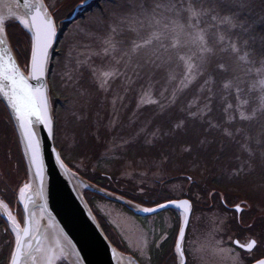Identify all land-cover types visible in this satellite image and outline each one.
I'll list each match as a JSON object with an SVG mask.
<instances>
[{
  "label": "rangeland",
  "instance_id": "1",
  "mask_svg": "<svg viewBox=\"0 0 264 264\" xmlns=\"http://www.w3.org/2000/svg\"><path fill=\"white\" fill-rule=\"evenodd\" d=\"M101 5H105L104 9L106 10V7H108L106 6L107 0H103ZM104 9L103 11H105ZM103 11L100 7L96 8L93 12L99 13ZM90 14L86 18L71 25L62 36L60 44L62 46V53L64 54V57L62 63H59V65H56L54 68V74L57 76V80L62 82L63 85L62 75L66 71L65 66L75 67L77 59L87 60V65L81 67L82 72L83 70H89L92 73L91 69H96L100 72L115 67L121 74L115 79L109 78L107 91L100 88L99 83L95 80L93 75L89 80V83L91 87H94V89H89L83 84V81L85 82L84 78H87L83 75L81 80L82 87L80 91H86V95L83 97L76 95L71 98L69 101L71 104L69 106L74 105V108L72 111L68 110V114L70 116L66 115L68 107L64 109L63 119H68L73 116L77 121H79L85 119L88 116L89 111H91L92 114L94 113L95 116L93 119L94 126L92 133L98 140L97 146L96 148L87 146L85 148L84 155L79 156L75 159V161L73 160L75 168H77V170L81 173L90 174L91 176L92 173H94L93 171H95L96 166L100 165V168H103L102 172L114 176V182H107L109 189L126 190L131 191L132 193H135V191L140 193H154L155 191H158L161 183L174 177V174L176 175L181 172L189 175L192 172L193 179L197 181L196 183L199 186H196L193 189V194L191 195L196 198L195 202L207 207L211 204L210 194L208 195L211 188L209 189V187L206 186L205 181L212 178V175H219L222 176V178L230 177V174L235 171L230 165L225 167L222 161L221 164L216 161L207 162L199 154H194V151L190 149V147L187 148L189 149V152L185 153L187 158L185 163L175 161L178 156H183L184 152L182 149L185 146L178 148L176 153H170L169 156L172 154L171 159H168V156L164 155L161 156L160 159H149L147 161L145 160L148 159L146 156L151 155V153H148L149 150L147 149L145 153V151L142 150L143 148L140 149V145L139 147H137V145L136 147H131L129 142L136 140V143H138V141L142 140L144 143L146 141L150 145L154 146L153 140L157 139L159 136L158 125L151 127L150 122L166 111H169L170 113L175 107H179V110L187 111L191 116L200 115L199 117H203L209 113L210 106H212L213 102L217 100L225 102V107L227 108L229 104H232L230 101V94L233 93L236 99L237 92L235 87L224 89V83L231 80L233 84H239L240 87L241 81L235 78L230 79L225 77L226 79L224 78V80H221L220 88L216 87L218 82H216L217 77L215 75V71L221 72L220 69L216 68L214 71H204L203 75L196 76L191 83H188L187 86L184 87L181 83L184 72L183 62L178 59L177 54L191 55L197 51V48L191 43L190 36L183 35L180 37V45L177 48H170L168 52L161 51L160 53V55L164 58L171 56V63L164 64L159 68H152L147 71H143L139 76H137L133 73L131 68L125 67L123 60H129L130 62L143 61L146 57L153 55L155 49H142L137 55L125 56L124 53L131 47V43L129 41L127 47L121 49V46L118 44L117 51L113 52L110 56H103L101 34H85L80 31V26L90 16ZM242 15L251 16L252 19L256 21L255 28L256 32L259 34L260 31H263L264 29V19H262V16H264V0H252L251 11L244 12ZM9 23L10 22L5 21V25H8ZM208 23H211V21ZM207 26V24L201 25L202 28H207ZM12 32H15V36H13L14 40L16 42L19 41V52L11 40ZM25 35L14 29L11 30V27H8L6 31L7 39L11 45L13 44L12 48L20 67L24 71H27L30 60L31 39L29 35ZM127 35L133 36L134 34L128 33ZM206 39L209 40V43H212V38L210 36H206ZM170 43L171 39L165 41L166 45H170ZM185 44H188V46L185 47ZM92 52H98L100 55H92ZM113 56L116 58L123 57L121 64H115ZM220 57L221 56H217L214 58V66L216 60L222 59ZM133 66H135L134 63ZM170 72L174 74V79L170 78ZM222 73L225 74L224 72ZM252 75L256 79L254 71ZM129 77H131L130 80L128 79ZM205 80H208L209 83L205 84ZM254 80H252V82H254ZM194 84L199 87H195ZM191 86H193V88L195 87L192 91L193 94L191 96L184 97V93H186ZM240 88L242 89V87ZM209 89H211V91H209ZM62 90L72 93L70 89H66L64 86H62ZM95 98L96 101L94 100ZM240 98L241 100L248 101V103L244 104L240 110L244 111L245 115L250 114L251 111L248 97L241 92ZM152 101H155V103ZM238 104L239 101L236 99V105H234L233 108L235 110L236 117L240 121V123L237 124V129H243V132H246L243 123L250 121H242L240 119L239 112L236 111V106ZM83 106L86 107V111H88V113H83L82 110L80 111ZM2 110L3 105L0 101V211H6L9 216V211H13L11 208L12 206L9 207L7 203H4L5 201L2 200V196L5 199H8L10 187L18 182L17 184L19 186L16 188V193L17 200L19 202L20 190L27 184L28 175L26 169H21L17 156V150H15L14 147L16 140L13 135V131L15 135L16 132L12 121L9 117H5ZM225 113L227 115V121H229V116L233 117L231 121L235 120L233 110L228 109ZM68 121L69 120H67V122L62 121L60 124L58 123L59 139L61 143L65 144L63 148L64 151H66L65 154L67 158L70 157V148L74 147L75 141L77 140L76 133L73 131L75 129H70ZM182 122H184L183 119H179V124H182ZM226 130L234 133V136H232L233 138H237V135L239 134L240 137L243 135V132L237 133L236 130ZM244 137L245 135L241 137V140L238 138L239 142H237L240 149L241 144L244 143ZM16 144H18V141ZM256 146L257 147H253V145H251V148L255 153L254 157H250L251 159H241L238 154L236 156L240 159H235L236 161L234 162H238L237 165L242 167V171L246 173L252 172L253 169V173L259 177V175H264V146H261L260 149V145L256 144ZM202 147L203 146H199L196 147V149ZM97 148L101 149L98 156L95 155V150ZM142 151L145 154H142ZM128 153L130 156H128ZM244 153L248 154L245 151ZM216 159L221 160L219 153ZM169 165L173 166L170 167ZM193 169L198 172L195 173ZM169 170L173 171L170 172ZM208 174L212 175L209 176ZM187 188L188 183L186 179L172 180L161 185V191L159 194H164L165 197L175 199L186 198V196L183 197L182 195L184 193L186 195L188 190ZM202 190L205 194H202ZM228 190L230 191L229 193L235 196L237 195L240 198L251 196L253 201L258 205L264 202V182L259 183L257 180H254L240 189L234 190L230 188ZM80 192L87 204H89L88 200L92 199L94 196L100 198H94L93 205L89 204V206H91V210L93 209L96 219L100 225L101 221H105L107 223L108 230L106 231V234L111 243L121 253L132 256L135 260L137 259L139 264H141L140 260L146 261V253H148V247L152 241L151 233L146 231L142 227L141 223L136 220L132 214L125 212L120 207V203L106 199L86 187H80ZM200 193L202 196H200ZM240 201L246 202L247 200L240 199ZM138 205L144 206L142 204ZM169 216H171L170 213H165L164 219L167 228L168 225L169 228H174L176 226L179 228L180 222L178 224V221L181 217L180 213H178L177 216L179 219L174 217V220H171L172 218ZM156 219H158V217H151L147 220L148 228L153 227ZM16 224L19 226L22 225L18 220H16ZM213 231L214 227L209 225L205 233L202 231H193V233L190 234L191 237L189 238L188 244L189 249L191 250L193 264H196L195 260H198V264H235V262H237L236 258L242 257L231 250V248L221 245L222 243H217L216 240L218 237L214 238L215 235L213 236ZM13 234L16 239L14 232ZM176 236L177 235H175V239ZM192 236H194V238L190 241ZM174 252V249H172V252H170V255H172L171 257L168 256L161 258L162 260H167L162 262L160 259L161 264H169L171 262L170 260H172L171 258L174 257ZM54 264L70 263L63 256H59L55 260Z\"/></svg>",
  "mask_w": 264,
  "mask_h": 264
},
{
  "label": "snow or ice",
  "instance_id": "2",
  "mask_svg": "<svg viewBox=\"0 0 264 264\" xmlns=\"http://www.w3.org/2000/svg\"><path fill=\"white\" fill-rule=\"evenodd\" d=\"M110 5L105 11L91 13L90 16L80 26V31L85 34L100 33L102 42L103 56H110L117 51V45L121 49L127 47L129 41L130 49L124 53L125 56L137 55L140 50L154 48L153 55L146 57L143 61L130 62L123 60V57L113 56L115 64H121L122 60L126 68H131L137 76L141 72L152 68H159L164 64L172 62V57L164 58L160 55L161 51L168 52L169 49H175L180 45V37L190 36L191 43L197 48V51L191 55L177 54L180 61L183 62V79L181 81L184 87L198 75H203L204 71L220 69L227 73L228 65L223 59L216 60L215 66L213 60L217 56H226L228 59L236 62L237 66L243 67L246 76L256 74V79L252 84L253 89H259L261 93V103L254 107L250 114L245 115L240 108L247 104V100H241L240 93L243 91L239 84H233L231 80L225 82L224 89L235 87L239 104L236 111L239 112L242 121H253L264 115V33H257L256 21L251 16L242 15L244 12L251 11L252 0H108ZM24 7L28 9L26 16L32 17L31 24L27 20L21 19L20 24L24 25L31 32V72L33 75H43L45 71V62L48 59V50L52 47V40L56 36V26L52 18L45 12L42 16H33L32 10L35 5L25 3ZM77 7L87 11L92 6L87 0H79ZM264 19V16H262ZM211 21V23H208ZM202 24H207V28H202ZM6 28L4 18L0 17V32ZM128 33L134 34L128 36ZM206 36L212 38V43L206 39ZM171 39L170 45L165 41ZM260 48L257 50L256 45ZM3 44V41H0ZM185 47L188 44L184 45ZM92 55H100L98 52H92ZM82 55V53H81ZM195 58V62H194ZM133 63L135 66H133ZM87 65V60H76L75 67H66L62 75L63 86L70 89L79 97L86 95V91H80L81 80L84 73L81 67ZM92 75L99 83L102 90L107 91L109 78L115 79L120 75V71L112 67L109 70L98 72L91 69ZM235 76V73H234ZM170 78L175 76L170 72ZM129 80L131 77L128 78ZM235 79H241L235 76ZM209 81L205 80V84ZM211 91V89H209ZM0 93L7 99L8 105L15 114L19 122L21 134L26 142V154H30V163L37 168L39 175L42 167L39 157V142L36 140V134L33 129L31 117L43 123L51 133L52 122L47 116L48 102L41 95L40 102H37L27 81L17 69L11 55L0 54ZM155 103V101H152ZM229 104L225 109H232ZM233 117L229 116V121ZM241 133L243 129H237ZM226 135L234 136V133L226 130ZM252 143L264 146V128L255 136L245 133L244 143L241 144V150L254 157L255 153L251 148ZM29 185H25V188ZM21 194L24 189L22 188ZM176 207L183 208L186 212L190 211V204L187 200L174 202ZM159 208L166 205L160 204ZM144 212H155L157 209L144 208ZM239 211V206H237ZM9 219L12 220V231L15 233V249L11 253L10 264H24L27 259H32L35 264V258L32 256L30 232L28 228L20 229L14 218L9 213ZM184 229L181 228L180 237L183 238ZM258 241L251 240L244 247L251 254L257 247ZM177 253L182 258L183 251L181 243L176 244ZM36 251H40L39 248ZM54 256L47 258V264H54ZM237 264H243L242 258L237 257ZM256 264H264V258H257Z\"/></svg>",
  "mask_w": 264,
  "mask_h": 264
},
{
  "label": "trees",
  "instance_id": "3",
  "mask_svg": "<svg viewBox=\"0 0 264 264\" xmlns=\"http://www.w3.org/2000/svg\"><path fill=\"white\" fill-rule=\"evenodd\" d=\"M101 4L97 8L101 7L103 11V9L105 8V5H101ZM106 6L108 7L110 6L108 4V0H107ZM9 27H11V30L14 29L24 35L26 34L24 30L17 24L10 25ZM260 33H264V29L263 31H260ZM11 35H10L11 40L13 41V44L15 45V47L18 49V52H19V48H18L19 41L16 42L13 38V36H15V32H12ZM61 40L62 38L57 39L56 47L53 52L52 61L50 64L48 80H49V95H50V99L52 103L53 115H54V120H55L54 142H55V146L60 152V156L62 160L64 161V163L70 169L74 170L80 176L87 179L89 182L95 184L96 186L103 188L105 190H109L112 193H115L135 203L142 204L148 207L156 206L163 202L175 199V198L165 197L164 194L162 195L159 194L161 191V185H163V183H167L172 180L186 179L188 183V188H187L188 190H187L186 195L184 193L182 196L183 197L186 196V198L187 197L190 198L195 205L198 204L197 202H195L196 198L191 195L193 194V189L196 186H199L196 183L197 181L193 179L192 172L189 175L187 173L183 174L181 172H179L176 175L174 174V177L168 180H165L163 183H161L159 185L160 188L158 189V191H155L154 193L153 192L140 193L136 191L135 193H132L131 191H126V190L109 189L107 182L108 181L114 182V176L111 174L102 172L103 168H100V165L96 166V169L95 171H93L94 173H92L91 176L90 174L81 173L80 171L77 170V168H75L73 164L75 159H77L79 156L84 155L85 148L87 146L96 148L98 140L96 137H94L92 133L93 126H94L93 119L95 117L94 113L92 114L91 111H89L88 113V111H86L85 106L81 107L80 109V111L82 110L83 113L84 112L88 113V116L85 119L77 121L73 116L68 119H63V114H64L63 112H64V109H66V107H68L67 111L73 110L74 105L69 106L71 104L69 101L71 100L72 97H75L76 94L73 92L69 93V92L63 91L62 82H59V80H57L58 79L57 76L54 74V71H55L54 68L56 67V65H59V63H62L63 57H64V54L62 53V46L60 44ZM256 48L257 50H259L260 48V45L258 43L256 45ZM220 58H222L224 62L228 65V71L225 74L219 71H215V75L217 77L216 82H218L216 87L220 88L221 80H224L225 77L230 78V79L235 78V76L240 77L241 78L239 79L241 81L240 87H242L243 89L242 91L243 94H245L248 97L249 103H250L249 104L250 111H252L253 107L259 106L260 99H261L259 90L252 88V84H253L252 80H254L255 77L253 75L246 76L244 73L243 67L237 66L236 62L228 59L226 56L222 57L221 55ZM83 72H84V77H87L84 79L88 85L84 81H83V84L87 86L89 89H94V87H91L89 83V80L92 77V73L89 70L88 71L83 70ZM234 73H235V76H234ZM194 85L195 87H199L196 84ZM193 86L189 87L187 92L184 93V97L191 96L193 94L192 91L195 89V87L193 88ZM94 100L96 101V98ZM230 101L233 106L236 105V99L233 93L230 94ZM225 106H226V103L221 100L214 101L213 105L210 106V112L207 113L203 117H199L200 115L191 116L188 114L187 111H182V110H179V107L178 108L175 107L174 109L171 110L170 113L169 111H166L159 117L157 116L152 122H150L151 127L158 125L159 136L157 137V139L153 140L154 146L150 145L146 141L144 143V141L142 140L138 141V143H136V140H132L129 142V144L131 147L132 146L136 147V145L137 147H139L140 145V149L143 148L142 150H144L145 153H146V150L148 149L149 150L148 153H151V155L146 156L148 159H145V160L147 161L149 159H152V160H156L157 158L160 159L161 156H164V155L168 156V159H171L172 154L169 156L170 153H176V150L178 148H180L181 146H185L182 149L184 152L183 156L182 155L178 156L177 160L175 161L185 163L187 159L185 153L189 152V149L187 148L190 147V149L194 151V154L196 153L199 154L207 162L216 161L221 164V161H222L225 167L230 165L235 170L233 173L230 174V177L222 178V176H219V175L213 176L212 174H208L209 176L212 175V178L205 181L206 186L209 187V189L211 188L210 189L211 191L208 193L210 194V197H211V194L219 192V191L220 192L221 191L230 192L228 190L230 188L234 190L240 189L241 187L251 183L254 180H257V182L262 183L264 182V175L263 176L259 175V177H257L253 173L254 172L253 169H252V172L246 173L242 171V167L237 165L238 162L235 163L234 161H236L235 159H238L239 157L241 159H244V158L251 159L248 154L244 153V151L240 149L238 142L239 140H241V137L245 135V133L250 134L251 136H255L262 128H264V115L259 116V118L256 120H253L247 123L245 122L246 124L243 123L246 132H243V135H241V137L239 134L237 135L238 136L237 138H233V137H229L228 135H226L225 131L226 129H231L235 131L237 129V124H239L240 121L236 117L234 108H232L231 110H233L235 120L231 122L227 121L226 120L227 115L224 111L226 108ZM69 111L66 114L67 116H70L68 114ZM2 112L4 113L6 118L9 117L4 108ZM179 119H183L184 122H182V124H179ZM67 120H69L68 125L70 129L71 130L75 129L73 131L76 133V136H77L76 137L77 140L75 141L74 147L70 148L71 153L69 152L70 157L68 158L66 157V154H65L66 151H64V148H63L65 144L61 143L59 139V126H58V123L60 124L62 121L67 122ZM13 135L17 143V137L14 131H13ZM137 140H140V139H137ZM16 143H14L15 144L14 147H15V150H17L18 160L21 165V169L25 170L23 158H22L20 149L17 146L18 144ZM252 145L253 147L254 146L257 147L256 143ZM199 146H203V147L196 149V147H199ZM260 148L261 146L259 147V149ZM100 150H101L100 148H97L95 150L96 156H98V154L100 153ZM145 153L142 151V154H145ZM218 153H219L221 160L216 159V157L218 156ZM238 154L240 156L237 158L236 155ZM128 156H130V154ZM169 166L172 167L173 165H169ZM169 171L172 172L173 170H169ZM193 171L195 173L198 172L197 170H194V169ZM191 178H192V182H191ZM202 194H205L204 191ZM202 194L200 193V196H202ZM94 198H98V197L94 196L92 199L88 200L89 204L93 205ZM120 207L128 214H132L131 211H129L126 207H123L122 205H120ZM170 211H164V212H161L155 215V217H158V219H156L153 227L151 228H148V224H147V220L151 217L139 218V217L134 216L136 220H138L141 223L142 227L146 231L150 232L152 235V241H151L152 244L150 243L149 250H150L151 257L154 260V263L158 260L159 257L161 258L164 254H166L168 250H172L173 245H174V238H175L174 232L175 231L174 229L170 230L169 228L165 227V219H164L165 213H170L171 215ZM101 227L103 231L106 233V231L108 230V226L105 221H101ZM163 234H167V241L162 244L160 253H157L155 250V243H156V240Z\"/></svg>",
  "mask_w": 264,
  "mask_h": 264
},
{
  "label": "water",
  "instance_id": "4",
  "mask_svg": "<svg viewBox=\"0 0 264 264\" xmlns=\"http://www.w3.org/2000/svg\"><path fill=\"white\" fill-rule=\"evenodd\" d=\"M90 1L91 0H88L87 2ZM25 3L35 5L40 9V11L37 12L35 8H33V16L39 17L45 12H47L52 19L53 16L47 8L44 0H0L2 8L9 11V16H3L5 13H2L4 22L8 21L12 24L16 23L31 39V32L19 22L21 19L27 20L29 24L32 22V17L25 15L28 11V9L24 7ZM74 16L75 15H73L69 21L73 19ZM55 26L57 29L56 36L52 40V47L48 50V59L45 62V71L43 75L32 74L31 52L28 69L27 71H24L15 57L11 44L7 39L6 31L0 32V41H3V44H0V54L6 52L11 55L13 62L27 81L28 86L32 90L38 103L40 102L41 95L47 99V116L52 122V130L50 133L43 123L36 121L35 117H31L36 140L39 142V157L42 164L38 175L37 168L29 162L30 154H26V142L21 134L19 122L16 120L15 114L9 107L7 99L2 93H0V99L6 107L15 127L27 168L28 181L26 185H29V187H22L24 192L21 194L20 191L19 194V203L23 214V223L22 226L19 227L21 230L24 228L29 229L32 244V248L29 251H31L32 256L35 258V264H39L40 257L45 255L46 232L51 229L57 231V233H59L65 240V243L72 251L78 264H124V257L131 258L136 264H139L133 257L121 253L108 240L96 217L83 198L76 182L81 183L83 185L82 187H86L106 199L120 203L138 217H149L169 209L179 211L181 214V222L176 244L179 241L183 251V241L190 218L191 207L190 211L186 212L183 208L176 207L174 202H180L187 199L163 202L161 204L166 205L164 208H159L158 206L160 204L152 207L141 206L120 195L102 189L82 178L77 172L70 169L62 160L54 143L55 125L48 83L50 64L58 36V26L56 24ZM188 202L191 206L190 201ZM144 208H154L157 210L155 212H144L141 210ZM181 228L184 229L183 238L180 237ZM15 247L16 245L14 246V249ZM37 248H39L40 251H36ZM67 261L70 263L69 260ZM184 263L185 257L183 255V264ZM24 264H34V262L32 259H27ZM179 264H182V258L180 256ZM253 264H256V262Z\"/></svg>",
  "mask_w": 264,
  "mask_h": 264
},
{
  "label": "flooded vegetation",
  "instance_id": "5",
  "mask_svg": "<svg viewBox=\"0 0 264 264\" xmlns=\"http://www.w3.org/2000/svg\"><path fill=\"white\" fill-rule=\"evenodd\" d=\"M44 2L51 12L56 25L58 26V38L61 39L65 31L69 29L71 25L86 18L90 13L100 6L103 0H91L88 2L92 7L87 11H83L77 7L79 0H44ZM73 15L75 16L69 21ZM17 183L10 187L8 199H5L2 194L1 196L2 200L5 201L4 203H7L9 207L12 206L11 208L13 211H9L11 217L14 218L15 222L18 220L22 224L23 214L20 204L17 200L16 188L19 186ZM216 193L211 194V204L209 203L210 205L207 207L200 204H196V206L193 201L187 197V199L191 202L192 207L183 243V252L185 257L184 264H193L191 258L192 254L188 244L189 238L191 237L190 234H192L193 231H202L205 233L209 225L214 227L213 236L215 235L214 238L218 237L216 240L217 243H222L221 245L231 248V250L242 257L243 264H253L256 262L257 258H264V202L258 205L253 201L251 196L240 198L237 195L235 196L229 192L219 191ZM240 199H246L247 203L240 201ZM237 206H239V211H237ZM170 212L171 216L169 217L172 218L171 220H174V217H177L179 213L178 211L174 210ZM177 219H179V217H177ZM179 222L180 219L178 224ZM165 227L167 228L166 223ZM169 229H174V233L177 235V226L174 228L171 227ZM193 238L194 236H192L190 241H192ZM253 239H256L258 244L250 254L244 246ZM166 241L167 234L161 235L156 240L155 250L157 253H160L162 244ZM14 246L15 237L12 231V220L9 219L6 211H0V264H10L11 253L14 249ZM172 249H174L175 252L173 255L174 257L171 258L172 260H170L171 262L169 264H179V256H177L178 254L176 250V239L174 240ZM147 252L146 261L140 260L141 264H161V258L172 256L170 255L172 250H168L166 254H164L161 258L159 257L154 263V260L150 254V250L148 249ZM163 261L167 260H162V262ZM195 261L196 264L199 263L198 260ZM235 264H237V262H235Z\"/></svg>",
  "mask_w": 264,
  "mask_h": 264
},
{
  "label": "bare ground",
  "instance_id": "6",
  "mask_svg": "<svg viewBox=\"0 0 264 264\" xmlns=\"http://www.w3.org/2000/svg\"><path fill=\"white\" fill-rule=\"evenodd\" d=\"M0 17L3 16H9V11H6L2 8V4H0ZM3 9V10H2ZM2 13H5V15L2 16ZM7 14V15H6ZM77 186L80 188L83 185L79 182H76ZM45 244H46V251H45V255L41 256L39 259V264H47V258L50 256H54L55 259L54 261L57 259V257L59 256H64L66 257L67 260L70 261L71 264H78L76 262V259L72 253V251L70 250V248L67 246V244L65 243V240L60 236L59 233H57V231L54 230H48L46 232V237H45ZM123 263L124 264H136L131 258H123Z\"/></svg>",
  "mask_w": 264,
  "mask_h": 264
}]
</instances>
